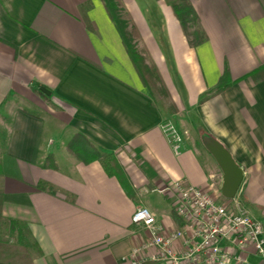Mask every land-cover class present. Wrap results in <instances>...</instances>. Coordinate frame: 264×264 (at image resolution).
Wrapping results in <instances>:
<instances>
[{
  "label": "crops",
  "instance_id": "obj_1",
  "mask_svg": "<svg viewBox=\"0 0 264 264\" xmlns=\"http://www.w3.org/2000/svg\"><path fill=\"white\" fill-rule=\"evenodd\" d=\"M172 1L119 0L169 107L141 81L101 0H0V264H127L149 238L130 222L135 208L164 234L179 227L158 192L176 180L264 224V81L245 77L264 63V0H187L205 35L194 48ZM224 69L231 85L212 94ZM166 123L181 136L176 151ZM75 136L116 158L129 193L97 160L69 153ZM208 137L241 169L231 199Z\"/></svg>",
  "mask_w": 264,
  "mask_h": 264
},
{
  "label": "built area",
  "instance_id": "obj_2",
  "mask_svg": "<svg viewBox=\"0 0 264 264\" xmlns=\"http://www.w3.org/2000/svg\"><path fill=\"white\" fill-rule=\"evenodd\" d=\"M161 131L176 151L181 141L177 129L166 123ZM158 192L168 196L180 225L164 234L148 208H135L130 222L143 227L149 238L131 249L127 264H264L263 223L181 180L162 185ZM177 241L180 249L174 248ZM250 255L256 260L250 261Z\"/></svg>",
  "mask_w": 264,
  "mask_h": 264
},
{
  "label": "trees",
  "instance_id": "obj_3",
  "mask_svg": "<svg viewBox=\"0 0 264 264\" xmlns=\"http://www.w3.org/2000/svg\"><path fill=\"white\" fill-rule=\"evenodd\" d=\"M101 1L109 19L115 26L128 57L141 81L147 87L149 93L155 97L161 105H165L164 102H166L167 106L171 107L167 91L163 87L155 68L147 63L145 55L141 52V49L137 47L136 32L124 17L123 8L121 7L119 0ZM170 8L179 23L187 45L194 48L202 43L205 40V35L199 27L197 16L189 2L187 0H174L170 3ZM245 77L250 78L253 82L264 81V63L248 72ZM230 85L231 80L229 79L227 70L224 69L212 91V94H217L228 88ZM171 110L174 112V109ZM67 150L85 163L97 160L105 174L108 176H114L121 187L129 193L130 186L128 180L116 158L111 153L99 152L91 143L81 136H75L67 144ZM172 214L174 217L176 216L174 212Z\"/></svg>",
  "mask_w": 264,
  "mask_h": 264
},
{
  "label": "water",
  "instance_id": "obj_4",
  "mask_svg": "<svg viewBox=\"0 0 264 264\" xmlns=\"http://www.w3.org/2000/svg\"><path fill=\"white\" fill-rule=\"evenodd\" d=\"M39 90L48 94V91L42 87ZM204 145L222 172L220 193L222 197L231 199L239 187L242 178L241 169L233 162L229 153L212 138H206Z\"/></svg>",
  "mask_w": 264,
  "mask_h": 264
},
{
  "label": "rangeland",
  "instance_id": "obj_5",
  "mask_svg": "<svg viewBox=\"0 0 264 264\" xmlns=\"http://www.w3.org/2000/svg\"><path fill=\"white\" fill-rule=\"evenodd\" d=\"M0 146H1V145H0ZM149 198H150V197H148L147 199H149ZM147 199H146V200H147ZM10 240H11V239H10Z\"/></svg>",
  "mask_w": 264,
  "mask_h": 264
}]
</instances>
